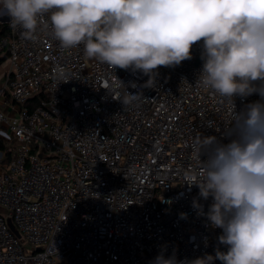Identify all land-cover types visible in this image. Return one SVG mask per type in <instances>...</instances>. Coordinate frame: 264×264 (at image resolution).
Wrapping results in <instances>:
<instances>
[{
  "label": "built area",
  "instance_id": "built-area-1",
  "mask_svg": "<svg viewBox=\"0 0 264 264\" xmlns=\"http://www.w3.org/2000/svg\"><path fill=\"white\" fill-rule=\"evenodd\" d=\"M9 21L0 7L9 64L0 86V264H150L162 248L178 261L215 255L222 230L192 206L199 200L207 212L212 198L184 177L198 167L196 139H221L232 121L226 101L195 86L200 43L146 87L149 77L90 59L83 45L62 48L50 27L31 40ZM117 79L140 98L123 105ZM259 99L236 97V110Z\"/></svg>",
  "mask_w": 264,
  "mask_h": 264
},
{
  "label": "clouds",
  "instance_id": "clouds-1",
  "mask_svg": "<svg viewBox=\"0 0 264 264\" xmlns=\"http://www.w3.org/2000/svg\"><path fill=\"white\" fill-rule=\"evenodd\" d=\"M0 7L26 39L50 27L62 48L83 45L90 59L149 77L146 87L160 67L191 60L200 43L195 86L226 101L232 123L221 139H196L198 167L184 183L195 185L203 200L212 198L207 212L199 200L192 206L222 234L215 255L178 261L175 250L166 257L162 248L150 264H264V0H0ZM117 82L125 88L123 105L140 98ZM253 94L260 99L237 111L235 98Z\"/></svg>",
  "mask_w": 264,
  "mask_h": 264
},
{
  "label": "trees",
  "instance_id": "trees-1",
  "mask_svg": "<svg viewBox=\"0 0 264 264\" xmlns=\"http://www.w3.org/2000/svg\"><path fill=\"white\" fill-rule=\"evenodd\" d=\"M7 29H8V26L7 25L0 24V37L6 33ZM7 59H8V53H7V51L0 52V65L3 62H5ZM38 100H40V98L37 97L33 101H34V103H37ZM31 105H33V104H31ZM1 132H2V129L0 127V149H3L4 150L5 149V145H4L3 141H2V134H1ZM8 155H9V152H8Z\"/></svg>",
  "mask_w": 264,
  "mask_h": 264
},
{
  "label": "rangeland",
  "instance_id": "rangeland-1",
  "mask_svg": "<svg viewBox=\"0 0 264 264\" xmlns=\"http://www.w3.org/2000/svg\"><path fill=\"white\" fill-rule=\"evenodd\" d=\"M8 60H6L5 62H3L1 65H0V86L1 85H4V82H5V74L8 70ZM2 211V209L0 208V212ZM32 249V247H31Z\"/></svg>",
  "mask_w": 264,
  "mask_h": 264
},
{
  "label": "water",
  "instance_id": "water-1",
  "mask_svg": "<svg viewBox=\"0 0 264 264\" xmlns=\"http://www.w3.org/2000/svg\"><path fill=\"white\" fill-rule=\"evenodd\" d=\"M8 224H9L11 230L14 232V234L17 235L18 237H20V234H19L18 230L14 227L13 223L11 222V220H8Z\"/></svg>",
  "mask_w": 264,
  "mask_h": 264
},
{
  "label": "crops",
  "instance_id": "crops-1",
  "mask_svg": "<svg viewBox=\"0 0 264 264\" xmlns=\"http://www.w3.org/2000/svg\"><path fill=\"white\" fill-rule=\"evenodd\" d=\"M0 110H3V107L2 106H0Z\"/></svg>",
  "mask_w": 264,
  "mask_h": 264
}]
</instances>
